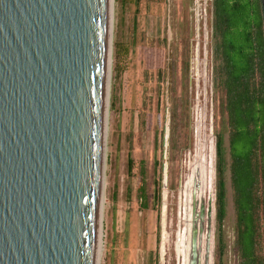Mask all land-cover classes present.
Returning <instances> with one entry per match:
<instances>
[{
  "label": "water",
  "instance_id": "95a60500",
  "mask_svg": "<svg viewBox=\"0 0 264 264\" xmlns=\"http://www.w3.org/2000/svg\"><path fill=\"white\" fill-rule=\"evenodd\" d=\"M109 5L0 0V264H95Z\"/></svg>",
  "mask_w": 264,
  "mask_h": 264
},
{
  "label": "rangeland",
  "instance_id": "374dc122",
  "mask_svg": "<svg viewBox=\"0 0 264 264\" xmlns=\"http://www.w3.org/2000/svg\"><path fill=\"white\" fill-rule=\"evenodd\" d=\"M212 2L113 0L100 264H175L180 172L189 165L186 196L197 165L203 181L210 178L211 158L199 153L190 163L197 131L207 147L212 131L221 132L230 162L226 89L215 72ZM230 184L227 171L226 216L214 229L216 264H238Z\"/></svg>",
  "mask_w": 264,
  "mask_h": 264
},
{
  "label": "trees",
  "instance_id": "16d2710c",
  "mask_svg": "<svg viewBox=\"0 0 264 264\" xmlns=\"http://www.w3.org/2000/svg\"><path fill=\"white\" fill-rule=\"evenodd\" d=\"M215 72L226 89L230 162L218 142L217 210L226 216L227 171L238 264H264V21L259 0H213ZM133 159L129 167L133 168ZM146 200L144 181L139 187ZM221 254L224 243L220 242Z\"/></svg>",
  "mask_w": 264,
  "mask_h": 264
},
{
  "label": "flooded vegetation",
  "instance_id": "af4514ba",
  "mask_svg": "<svg viewBox=\"0 0 264 264\" xmlns=\"http://www.w3.org/2000/svg\"><path fill=\"white\" fill-rule=\"evenodd\" d=\"M260 3V7L262 10V18L264 21V13H263V5H262V0H259ZM197 137H198V141L196 144V149H195V153L194 156L191 158L190 163L200 159L199 157V153L200 155L203 153L206 158L208 159V161H210V178L208 179V184L207 182L203 181V178L201 177V175L203 174V172L200 169V165H197L196 167V171H195V175L192 179V182L190 184V188L188 189L187 192V196L185 195V188H184V183H185V176L187 175V173L189 172V165L187 166V168L184 170L182 169V171L180 172V180H179V186H178V190H177V197H178V204H177V230H176V236H175V243H174V253H175V264H184L183 259L184 256H179L177 253V247H176V241L178 242V240L181 237V233L185 232V217H186V202H188L189 204L192 203V212L194 211L198 217L195 216V218L200 220L199 224H196V230L203 235L204 234V238H205V245H206V240H207V252L209 254V256L211 255L212 257V261L210 258V262L209 264H216V260H215V256H214V239H215V222L218 221V210H217V158H218V142L219 139H222V147H224V139H223V135L221 132L218 133H214L212 131L211 133V139L209 141V147H207L208 141L202 137V133H200V130L197 131ZM207 141V142H206ZM208 149H207V148ZM214 155L213 158V163H212V156ZM198 163H200L198 161ZM167 174V173H166ZM198 179V180H197ZM210 181V182H209ZM212 181H213V189H212ZM204 184V195H203V201L201 204L202 207L197 208L198 210H193V206H196V202L193 203V201L190 200V195L189 193L193 194L195 193V189L197 188V185H201V187H203L202 185ZM193 187V188H192ZM209 187V191L206 192L205 188ZM164 190H168L169 188V184H168V180L166 183V186L163 187ZM188 200V201H187ZM189 212V209H187ZM193 212V213H194ZM197 221V220H196ZM224 222V220H223ZM222 222V223H223ZM222 223L219 225H222ZM166 229V227H165ZM166 236L167 235V230H166ZM223 242V241H221ZM224 243V242H223ZM205 250V249H204ZM206 252V250H205ZM161 264V263H160ZM192 264H199V255L196 252V250L194 251V258L192 261Z\"/></svg>",
  "mask_w": 264,
  "mask_h": 264
},
{
  "label": "bare ground",
  "instance_id": "6f19581e",
  "mask_svg": "<svg viewBox=\"0 0 264 264\" xmlns=\"http://www.w3.org/2000/svg\"><path fill=\"white\" fill-rule=\"evenodd\" d=\"M112 5L113 0H110L109 5V19H108V34H107V67H106V92H105V119H104V149H103V171L100 184V193H99V212H98V225H97V249H96V260L95 264H100L101 260V251H102V206H103V188H104V168H105V159H106V135H107V115L109 107V89L111 81V62H112ZM211 170V169H210ZM198 180V179H197ZM165 186L167 183L166 168H165ZM203 184V183H202ZM197 185L195 193L190 195V200L193 203L196 202V206H193V210H198L202 199L204 198V184ZM193 188V187H192ZM188 201V200H187ZM203 204H201L200 208ZM189 209V212L188 210ZM194 212V211H193ZM192 212V203L189 204L186 202V229L185 232L181 233V237L177 242V253L180 256H184V264H192L194 258V251L199 255V264H209L211 255L209 256L207 252V240L205 245L204 234L202 235L199 230H196V224L200 223V220L196 214ZM197 220V221H196ZM168 237L166 236V229L164 230L163 241H162V253L161 256H164L165 245ZM206 252H205V250Z\"/></svg>",
  "mask_w": 264,
  "mask_h": 264
}]
</instances>
